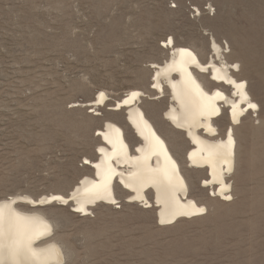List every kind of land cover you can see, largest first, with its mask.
Masks as SVG:
<instances>
[{
	"label": "rangeland",
	"instance_id": "rangeland-1",
	"mask_svg": "<svg viewBox=\"0 0 264 264\" xmlns=\"http://www.w3.org/2000/svg\"><path fill=\"white\" fill-rule=\"evenodd\" d=\"M170 38L204 60L214 39L259 106L234 129L232 200L200 194L203 177L183 160L188 140L161 119L167 96L145 99L207 213L159 227L154 209L122 193L85 217L43 207L63 264H264V0H0V199L66 195L90 175L96 130L105 119L126 127L123 114L85 105L100 91L108 104L130 89L149 94L150 65L167 59ZM227 124L224 112L221 134Z\"/></svg>",
	"mask_w": 264,
	"mask_h": 264
},
{
	"label": "bare ground",
	"instance_id": "bare-ground-1",
	"mask_svg": "<svg viewBox=\"0 0 264 264\" xmlns=\"http://www.w3.org/2000/svg\"><path fill=\"white\" fill-rule=\"evenodd\" d=\"M195 11L199 16V9ZM209 42L206 60L188 47L175 45L172 38L165 42L167 59L150 65L148 92L155 99H148L150 93L130 89L108 104L107 94L97 92L85 107L94 108V112L105 107L112 115L123 114L126 128L112 119L103 121L96 130L95 157L85 158L84 166L91 173L82 176L66 195L51 193L34 199L21 194L0 199V244L7 245L10 236L23 233L32 240L41 264H63L64 247L54 237L53 225L41 208L68 206L85 217L99 204H119L120 193L125 195L124 203L154 209L159 227L205 215L207 206L192 196L190 177L182 171L176 151L142 109L145 99L155 101L167 96L161 119L188 140L191 147L183 160L188 169L202 175L200 194L207 199L231 201L229 178L237 152L234 129L248 114L257 113L259 106L247 83L233 75L239 72L238 64L226 61L224 49L214 39ZM241 84L243 88L238 87ZM224 112L228 124L221 134L216 123ZM125 130L130 131V139Z\"/></svg>",
	"mask_w": 264,
	"mask_h": 264
},
{
	"label": "snow or ice",
	"instance_id": "snow-or-ice-1",
	"mask_svg": "<svg viewBox=\"0 0 264 264\" xmlns=\"http://www.w3.org/2000/svg\"><path fill=\"white\" fill-rule=\"evenodd\" d=\"M238 87L243 88V84ZM249 106L256 107L254 104ZM0 264H41V262L37 252L32 248V240L26 234L18 233L10 236L9 244H0Z\"/></svg>",
	"mask_w": 264,
	"mask_h": 264
},
{
	"label": "water",
	"instance_id": "water-1",
	"mask_svg": "<svg viewBox=\"0 0 264 264\" xmlns=\"http://www.w3.org/2000/svg\"><path fill=\"white\" fill-rule=\"evenodd\" d=\"M69 200V199H68ZM70 201H68V203H69Z\"/></svg>",
	"mask_w": 264,
	"mask_h": 264
}]
</instances>
